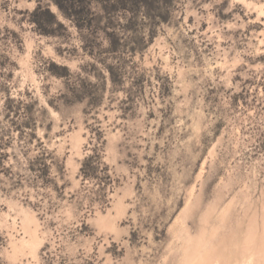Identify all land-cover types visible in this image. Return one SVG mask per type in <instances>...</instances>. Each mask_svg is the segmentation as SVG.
Listing matches in <instances>:
<instances>
[{
    "label": "rangeland",
    "instance_id": "rangeland-1",
    "mask_svg": "<svg viewBox=\"0 0 264 264\" xmlns=\"http://www.w3.org/2000/svg\"><path fill=\"white\" fill-rule=\"evenodd\" d=\"M133 1L0 0V264H264V0Z\"/></svg>",
    "mask_w": 264,
    "mask_h": 264
},
{
    "label": "trees",
    "instance_id": "trees-1",
    "mask_svg": "<svg viewBox=\"0 0 264 264\" xmlns=\"http://www.w3.org/2000/svg\"><path fill=\"white\" fill-rule=\"evenodd\" d=\"M54 3L57 5V7L64 13L65 17L74 22V25L78 29L85 28L86 20H83L79 17L80 14H83V10H85L87 13L90 12L89 8L85 4L84 0H53ZM113 0H105V3L110 4V7H114V2H111ZM142 1V0H141ZM135 4L139 3L140 1L134 0ZM79 8H82L81 10H78ZM80 18V21L77 19ZM30 23L33 25L35 31L39 34L49 35L50 28L53 25H56L58 28H64L63 25L56 21L53 14H51L47 9L46 10H40L39 7H37L32 13H31V20ZM90 24V21H89ZM112 36V35H111ZM115 40V38H113ZM118 43L115 42L112 44V42H109L110 50L114 51L115 47ZM49 71L60 78H68L69 77V71L66 67H59L57 65L51 64ZM108 75L110 78V81L113 82V74L111 70L108 68Z\"/></svg>",
    "mask_w": 264,
    "mask_h": 264
}]
</instances>
